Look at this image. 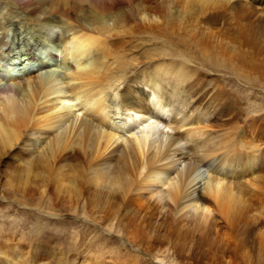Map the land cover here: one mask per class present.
<instances>
[{
    "label": "bare ground",
    "instance_id": "bare-ground-1",
    "mask_svg": "<svg viewBox=\"0 0 264 264\" xmlns=\"http://www.w3.org/2000/svg\"><path fill=\"white\" fill-rule=\"evenodd\" d=\"M183 1L189 5L188 9L195 7L194 9L201 13L198 14L208 27L233 24V35L244 41H248L247 35L251 31L250 17L255 16L260 23L264 20V10L256 16L261 0ZM230 17L234 22L229 23ZM14 18L17 23L11 27V20ZM172 19H176V15L164 11L157 0H0V154L9 152L11 148L18 146V143L24 142L19 144L20 147L31 146L32 149L28 151L29 155L33 156L20 159L23 166L17 173L19 178L15 181L16 184L22 182L24 188L38 162H48V159H53L51 166H45L48 174L52 175L51 171L54 173V170L58 171L56 174L61 173L62 165L58 163L66 159H77L76 155L79 153L72 146V138L78 133L76 138L80 140L79 146L85 156L82 168L87 172V176L83 175L85 180L82 182L91 184L96 189H104L106 195L103 201L113 204V200H118V206L127 208V212H132V217L140 218L139 224H143L145 220L144 212L141 211L143 196L140 195L144 186L154 189L160 187V192H153L154 189L148 188L150 197H164L165 204L171 205V210L176 213L186 209L192 210L198 221L201 220L199 223L203 228H206L204 226L214 212L223 213L228 221L230 213L233 217L239 214L240 209L236 208L245 204L242 190L234 192L231 184L226 183L227 167L230 166L232 157L227 160L222 158L218 167L203 177L194 164L176 166L174 156L177 155L176 150L182 149H176L181 140L192 144L189 150L199 154L200 162L214 155L211 148H206L208 140L201 138L204 133L201 128L195 129V132L191 129L185 130L183 133H177L175 137L168 134L169 130L177 131L185 124L178 123V119L174 117L179 111V103L170 96L178 94L179 85L173 81H183L191 77L194 69L181 60L170 58V61L169 58L162 57L154 64L147 65L142 61V66L137 68L136 58H130L126 53L128 49L125 50L124 45L129 43L131 35L140 37L147 34L152 39L160 38L163 28L167 27ZM257 30H254V35ZM9 34H12L11 40ZM195 34L197 35V32L193 35ZM215 34L212 36L215 37ZM14 35L17 39H14ZM251 37L253 39L252 34ZM32 40L38 42L35 49L34 45H31ZM200 40L197 39L199 42ZM206 40L205 43L208 42ZM253 40L255 43V39ZM199 42L196 45L201 44ZM236 44L238 46V43ZM5 47L7 52H11V56L4 53ZM228 47L226 45V48ZM213 49L211 52L215 51ZM35 50L38 51L37 54L33 52ZM156 52L159 56L165 54L163 49ZM42 54L51 61H45ZM206 59L211 60L209 57ZM131 65L136 69L133 70ZM166 82H169V85ZM138 84H142L146 89H139ZM172 114L173 116H170ZM125 133L130 134V138H123ZM42 135L49 137L45 143L43 141L46 139H41ZM114 145L119 147L120 158L126 163L125 167L116 168L115 165V168H111L110 162L104 167L102 163L92 162L93 157L104 154ZM204 146L206 149L200 150ZM86 149H89L88 153ZM234 152V148L229 147L225 154L230 157L234 156ZM87 157L91 158L86 160ZM252 164L250 163L251 166ZM204 172L207 173L205 170ZM55 176L53 179L57 182L54 187L56 192H59L62 186L65 187L63 181L75 182L74 175L69 177L62 174L57 178ZM201 177L204 183L203 192L206 195L194 196V190L189 192V186L197 178L201 180ZM12 180L8 181L11 186L14 185ZM96 189L94 192H98ZM114 192H118V195H113ZM94 201L98 204L99 196ZM131 205H135L136 209H130ZM72 206L73 211L78 214H86L83 206ZM89 217L94 222V219H100L93 213H90ZM115 217L111 216L109 220L114 221ZM165 220L158 226L166 224ZM139 226L136 225L138 230H144V227ZM170 226L175 227L173 224ZM113 227L120 232L117 222L115 225H109V229ZM174 229L180 231L176 227ZM145 234L148 238L151 237L148 232ZM145 248L151 255L159 256L157 254L160 252L151 250L148 244ZM11 249L4 250L0 247V264H13V257L17 256L18 252L15 254L14 249ZM127 264L136 263L129 261Z\"/></svg>",
    "mask_w": 264,
    "mask_h": 264
},
{
    "label": "rangeland",
    "instance_id": "rangeland-1",
    "mask_svg": "<svg viewBox=\"0 0 264 264\" xmlns=\"http://www.w3.org/2000/svg\"><path fill=\"white\" fill-rule=\"evenodd\" d=\"M176 1L157 0L164 11L176 15V19H172L168 26L163 28L160 38L152 39L147 34L140 37L131 35L129 43L124 45L125 50L128 49L126 52L128 57L136 58L137 68L142 66V61L149 65L162 57V59L181 60L194 69L195 72L191 77L183 81H173L179 85L178 94L170 96L179 103V111L174 117L178 119V123L185 124L177 131L169 130L168 134L175 137L177 133H183L185 130L191 129L195 132V129L201 128L204 132L201 138L208 140L206 148H211L214 155L200 162L199 154L189 150L192 144L181 140L176 149H182L176 150L178 152L174 156L177 161L176 166L194 164L203 177L212 173L222 158L227 160L232 157L231 164L227 167L226 183L231 184L234 192L238 193L242 190L245 204L236 208L240 209L239 214L233 217L230 213L228 221L223 213L214 212L204 226L206 228H203L199 223L201 220L198 221L197 215L195 216L192 210L173 212L172 206L165 204L164 197L155 198L156 195L150 197L151 193L149 194L147 190L148 188L153 190L154 187L144 186L140 190V195L143 196L141 211L144 212L145 220L143 224H139L140 218L132 217V212H127V208L118 206V200H113V204L103 201L106 195L104 189L98 187L97 190L91 184L82 182L85 180L83 175L87 176V172L82 168L85 164V156L79 146L80 140L76 138L79 136L78 133L72 134L75 143H72V146L79 153L76 155L74 152L76 160L66 159L58 163L62 165L61 173L56 174L58 171L54 170V173L51 171L52 175L48 174L45 166H51L53 159H48V162L47 160L38 162L34 172L29 175L27 180L29 184L26 183L27 185L22 188L24 183L20 182L18 185L15 182L19 178L17 173L23 166L20 159L33 158V156L29 155L31 146L20 147L24 143L20 142L9 152L0 154V247L10 251L13 248L15 254L18 252L17 256L13 257L15 258L13 264H127L129 261L136 264H264V20L260 23L255 16L250 17L251 31L247 35L248 41H244L233 35L231 31L234 28L233 24L228 26L225 24L227 28L225 25L208 27L195 7L188 9L190 7L186 2ZM258 10L256 16L264 10V0H261ZM253 18L255 19L252 20ZM228 21L234 22L231 17ZM15 23H17L16 18L11 20L10 26L13 27ZM192 30L194 33L197 32L198 38L196 34V36L192 34ZM254 30L259 32H255L254 35ZM213 34L218 38L213 37ZM11 35L9 34V40L12 38ZM202 36L207 39L208 45ZM221 36L225 40H222ZM14 37L17 39L16 35ZM207 37L212 39L209 38V41ZM198 42L201 43L198 44L199 46L196 45ZM37 43L32 40L31 45H34V49ZM226 45L229 47L226 48ZM210 47L215 51L211 52ZM155 49H163L165 54L159 56ZM7 51L8 49L4 53L11 56V52ZM33 52L38 53L37 50ZM41 56H44L45 61H51L45 58L46 55ZM218 56L219 58H216ZM207 57L211 60L208 61ZM215 59L220 60L219 63ZM223 59L224 63H222ZM131 68L136 69L132 65ZM167 84L169 85V82ZM138 88L146 89L142 84H138ZM179 99L184 101L178 102ZM124 135L123 138H130V134ZM46 136H41V139H46L43 143L49 138ZM229 147L234 148V156L229 157V154H225ZM206 148L204 146L200 150ZM86 152L88 153L89 149H86ZM90 158L87 157L86 160ZM92 162L102 163L104 167L110 162L111 168H115V165L116 168L126 166L120 158L119 147L115 145L104 154L93 157ZM250 163H253V166ZM62 174L69 177L74 175L75 182L63 181L65 187L62 186L61 190L56 192L54 187L57 182L53 177L56 175L57 178ZM202 177L201 180L200 178L194 180L189 186V192L194 190V196L206 195L203 192ZM9 180H12L13 186L8 182ZM255 182L257 183L254 184ZM94 189L98 192H94ZM155 191L160 192V187L153 192ZM66 194H69V197ZM113 195H118V192H114ZM97 196H99L98 204L94 201ZM71 204L83 206L86 214L73 211ZM134 207L135 205H131L129 208L134 209ZM90 213L100 219H94V222L89 217ZM111 216H116V219L110 221ZM163 220L166 224L158 226ZM116 222L120 226V232L114 227L109 229V225L111 223L115 225ZM171 224L180 231L171 227ZM136 225H140V228L144 227V230H138ZM145 232L151 234V237L148 238ZM147 244L151 250L160 252L157 254L158 257L151 255V252L145 248Z\"/></svg>",
    "mask_w": 264,
    "mask_h": 264
}]
</instances>
